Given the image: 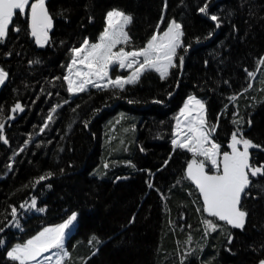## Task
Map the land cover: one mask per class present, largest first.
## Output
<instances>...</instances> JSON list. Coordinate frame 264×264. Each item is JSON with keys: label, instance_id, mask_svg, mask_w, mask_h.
<instances>
[{"label": "trees", "instance_id": "trees-1", "mask_svg": "<svg viewBox=\"0 0 264 264\" xmlns=\"http://www.w3.org/2000/svg\"><path fill=\"white\" fill-rule=\"evenodd\" d=\"M205 4L208 15L199 11ZM46 5L53 18L47 44H36L19 14L14 24L20 31L10 26L0 42V69L8 73L0 90V123L8 141L0 140V264H16L7 257L14 244L73 213L77 221L65 242V264H260L264 176L250 177L249 195L241 201L248 212L245 227L232 228L203 211L198 189L186 178L192 154L174 150L172 140L177 114L187 98L196 97L205 103L208 123L217 125L213 140L221 151H229L234 120L241 121L245 138L264 147V65L258 63L264 58V0ZM112 10L132 16L126 31L135 48L157 24L163 31L170 21L179 23L187 49H178L183 66L177 58L166 79L148 71L124 91L89 86L71 95L63 79L71 49L85 38L97 42ZM117 73L125 77L127 71L111 76ZM16 104L24 111L13 112ZM250 152L254 164H264V150ZM48 173L50 178L36 183ZM32 199L36 208L28 207ZM206 220L217 224L215 231L206 228ZM93 236L100 243L90 244Z\"/></svg>", "mask_w": 264, "mask_h": 264}, {"label": "snow or ice", "instance_id": "snow-or-ice-1", "mask_svg": "<svg viewBox=\"0 0 264 264\" xmlns=\"http://www.w3.org/2000/svg\"><path fill=\"white\" fill-rule=\"evenodd\" d=\"M207 7L205 4L199 11L208 15ZM17 13L27 17L30 34L36 44L41 47L47 44L49 32L53 27V18L46 7V0H0V42L7 37L10 26L14 31H20L14 24ZM210 19L217 27L220 26L217 16L211 15ZM131 22V15L120 10L109 11L106 14V27L100 34L98 42L93 43L85 38L79 47L71 49V61L66 66L67 75L63 77L69 94L85 92L89 86L99 90L111 88L124 91L126 85L136 84L148 71H155L162 80L166 79L170 69L178 66L177 58L179 66H183L184 57L182 55L178 57V49L185 48L182 42L184 33L179 23L175 20L170 21L163 31L160 30L161 25L157 24L156 30L146 43L135 48L132 47L131 37L126 31ZM258 63L264 65V58ZM124 69L131 70L126 77L117 75L113 78L110 74L114 70ZM254 75L253 72H248L249 77ZM7 76L8 73L0 69V85L4 84ZM12 111L23 112L24 109L20 104H16ZM55 111L53 108L47 118L48 121L53 120L52 113ZM176 121L173 149L179 148L192 154L193 159L187 164L186 178L198 189L203 201V211L218 221L226 222L232 228L243 230L248 212L241 207L242 197L249 195L246 189L253 183L250 177L264 176V164L256 165L251 161L250 149L264 150V147L245 138L240 130L241 121L234 120L237 128L232 132L227 145L230 151H221V145L212 139L217 125L208 123L205 105L195 97L188 98ZM44 127H47V123ZM3 132L4 123H0V140L7 144ZM196 157L204 159L198 161ZM205 161L210 162L211 172L206 171ZM51 175L48 173L46 176H40L36 183L39 184ZM149 187L152 185L149 184ZM36 206L37 201L32 199L28 207ZM20 207L25 208V204H21ZM197 210L200 211L199 208ZM11 216L17 221L15 226L19 228L18 213L14 207ZM76 219L77 215L73 213L64 223L44 228L26 243L13 247L7 252V257L16 264H65V258L69 256L65 248L66 230ZM204 223L209 230L215 231L217 228V224L211 220ZM92 241L100 243L95 236L89 243ZM2 243L0 240V244ZM46 253L50 254L45 255ZM95 254L93 252V255ZM260 264H264V260L260 261Z\"/></svg>", "mask_w": 264, "mask_h": 264}, {"label": "rangeland", "instance_id": "rangeland-1", "mask_svg": "<svg viewBox=\"0 0 264 264\" xmlns=\"http://www.w3.org/2000/svg\"><path fill=\"white\" fill-rule=\"evenodd\" d=\"M105 27H106V25H105ZM98 42V41H97ZM125 71H127V74H126V76H128L129 74H130V71L131 70H127V69H124ZM115 71L116 72H119L120 70H114V71H112L110 74L112 75V73H115ZM155 72V71H154ZM146 73V72H145ZM156 73V72H155ZM158 74V73H157ZM67 75V74H66ZM117 75H119L118 73L116 74V76ZM125 76V77H126ZM71 95H75V94H71ZM196 98V97H195ZM197 99H199V98H197ZM200 100V99H199ZM187 101H188V98H187V100L185 101V103L183 104V106H182V108L181 109H183L184 108V106H185V104L187 103ZM201 102H203L202 100H200ZM204 103V102H203ZM204 105H205V103H204ZM181 111V110H180ZM180 111H179V113H180ZM179 113L177 114V116H176V118L178 117V115H179ZM205 114L207 115V113H206V106H205ZM176 119H175V124H174V131H175V127H176ZM175 138V137H174ZM212 139H213V137H212ZM193 159V158H192ZM196 159L199 161V160H203L204 158L203 157H196ZM205 168H206V171H209V172H211V165H210V162H208V161H205ZM243 199V198H242ZM76 221H77V219H76ZM76 221H74L73 222V224L72 225H70V227H69V229L68 230H66L67 231V235H66V238H65V242H66V240H67V237H69L70 235H71V233L73 232V230L75 229V226H76ZM64 223V222H63ZM59 225V224H58ZM58 225H52V226H47V227H56V226H58ZM47 227H45V228H47ZM44 229V228H43ZM42 229V230H43ZM42 230H40V231H42ZM39 231V232H40ZM39 232H37L35 235H33V237L34 236H36ZM32 238V237H31ZM30 238V239H31ZM29 240V239H28ZM28 240H26L25 242H23V243H16V244H14L13 246H12V248L13 247H15L17 244H24V243H26ZM11 248V249H12ZM10 249V250H11ZM9 250V251H10ZM55 251V250H54ZM50 253H46L45 255H49ZM55 260V257H53V261Z\"/></svg>", "mask_w": 264, "mask_h": 264}, {"label": "flooded vegetation", "instance_id": "flooded-vegetation-1", "mask_svg": "<svg viewBox=\"0 0 264 264\" xmlns=\"http://www.w3.org/2000/svg\"><path fill=\"white\" fill-rule=\"evenodd\" d=\"M17 14H19V13H17ZM22 17H24V18H26L27 19V17L26 16H22ZM28 20V19H27ZM7 79H8V76H7ZM7 79H6V82H7ZM6 82H5V84H6ZM1 86V85H0ZM229 151H230V149H229ZM247 190V189H246ZM244 197V196H243Z\"/></svg>", "mask_w": 264, "mask_h": 264}, {"label": "water", "instance_id": "water-1", "mask_svg": "<svg viewBox=\"0 0 264 264\" xmlns=\"http://www.w3.org/2000/svg\"><path fill=\"white\" fill-rule=\"evenodd\" d=\"M46 7H47V5H46ZM5 82H6V80H5ZM5 82H4V84H2L1 86H0V90H1V88L5 85ZM243 198V197H242Z\"/></svg>", "mask_w": 264, "mask_h": 264}]
</instances>
